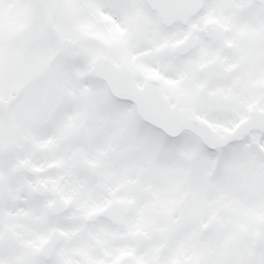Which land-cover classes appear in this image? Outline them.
<instances>
[{"label": "snow or ice", "instance_id": "6c2138e0", "mask_svg": "<svg viewBox=\"0 0 264 264\" xmlns=\"http://www.w3.org/2000/svg\"><path fill=\"white\" fill-rule=\"evenodd\" d=\"M42 2L56 10L86 8L88 16L79 33L62 23L60 47L65 53L83 52L93 61L110 52L103 75L127 99L106 93L105 103L146 143L188 162L185 174L195 176L189 201L196 200L199 207L192 214L180 208L176 221L196 229L201 213L238 214L260 226L257 239L239 254L177 252L171 260L157 258L155 264H264V0ZM92 34H98L99 43H87ZM226 39L239 42L228 58L222 52ZM233 61L241 62L239 70L224 76ZM249 78L255 84L251 91L234 84ZM73 87L80 90L79 85ZM4 96L0 46V111ZM25 99L34 110L50 103L44 89L26 90L18 102ZM138 112L150 114L155 123L139 120ZM3 136L0 123V140ZM37 179L46 188L55 186L54 179ZM3 200L0 193V264H63L57 251L42 247L38 239L49 236L50 229L64 227L52 213L29 237L26 251L19 255L5 251L13 208ZM21 211L39 217L42 205L29 203ZM82 211L87 214L88 206ZM118 257L112 252L97 258V264H154L150 256L139 262L135 255Z\"/></svg>", "mask_w": 264, "mask_h": 264}, {"label": "flooded vegetation", "instance_id": "af4514ba", "mask_svg": "<svg viewBox=\"0 0 264 264\" xmlns=\"http://www.w3.org/2000/svg\"><path fill=\"white\" fill-rule=\"evenodd\" d=\"M35 10L41 12L36 23L41 24L43 19V27L36 32L30 31L31 27L29 31L22 30L27 40L20 42L10 35L0 43L6 59L4 107L0 111L4 126L0 140V193L3 202L13 208L5 251L12 255L26 251L31 246L29 237L49 213L64 227L50 229L49 236L38 239L42 247L54 248L63 264H97V258L112 252L119 253L121 259L135 255L137 262L150 256L154 264L157 258L171 260L177 252L185 256L236 255L255 241L260 226L242 215L201 213L203 219L196 229L176 221L180 208L192 214L199 207L196 200L189 201L195 176L185 174L188 162L146 143L105 101L99 102L103 104L100 106L93 100L104 99L109 93L106 83L94 81L93 71L97 61L103 59L99 75L106 79L103 68L110 61V52L91 62L83 52L65 53L53 23L59 22L66 10L47 8L42 0H36ZM67 13L79 27L88 16L86 8L68 9ZM103 18L111 21V17ZM99 42L98 34L87 38L89 45ZM238 43L224 40L223 55L230 57ZM52 45L56 50L46 63L32 57L38 47L45 54L54 49ZM240 63L227 65L223 75L237 72ZM61 71H65L63 80L71 93L67 99L73 100L69 109L59 104L62 85L57 75ZM234 84L248 91L255 87L250 78ZM75 85L80 86L79 91L74 90ZM41 89L46 90L50 100L41 110H34L27 99L18 102L26 90ZM108 112L113 117L112 128L103 132L96 126L100 121L97 117L102 113V122H107ZM118 118L131 134L117 124ZM138 118L141 120L139 115ZM62 128L74 130L67 135ZM41 176L54 179L55 186L46 188L44 181L37 179ZM36 202L42 205L41 216L21 211ZM86 205L88 212L84 214Z\"/></svg>", "mask_w": 264, "mask_h": 264}, {"label": "rangeland", "instance_id": "374dc122", "mask_svg": "<svg viewBox=\"0 0 264 264\" xmlns=\"http://www.w3.org/2000/svg\"><path fill=\"white\" fill-rule=\"evenodd\" d=\"M26 1V0H25ZM28 5V6H27ZM25 4L23 0H0V36L1 37H5L8 38V36H13L16 39H19V41H23V40H27L26 37H24L22 39V35L20 34V32L22 30L24 31H29L30 27L31 30L30 31H34L36 29H40L41 27H43V24H38L36 23L34 20L38 19V17L40 16L41 12L39 10H35L36 7L35 5H29V4ZM66 12L64 14H62L59 22L57 23H53V29L57 35V37L59 38V29L60 26L62 25V23L64 22H68L71 27L75 30L76 33H79L81 27H79L74 21L71 20L69 13H67L68 9H65ZM63 18H65L66 20H63ZM78 22V21H77ZM79 24V22H78ZM44 27H46V24L44 25ZM89 37V36H88ZM92 37H96L95 35H93ZM44 39H48L46 36H44ZM60 39V38H59ZM54 46V45H52ZM56 50V45L54 46V49H50L48 51V53L43 54L40 49V47L37 48L36 51H33L34 54H32V57L34 59H43V61L46 63L47 59H49L51 53L53 51ZM83 54V53H82ZM10 56H13V51L9 52ZM16 55V53H15ZM14 55V56H15ZM85 55V54H84ZM87 56V55H85ZM87 58L89 59V61L91 62L90 57L87 56ZM6 61V59H3V63ZM43 62V63H44ZM69 72V71H67ZM66 74L65 71H61L60 73H58L57 78H60V82L59 85L61 83L62 86H60V92L58 95L59 98V104L61 107L64 106H68V109L72 106L71 104L73 103L72 99H67V96H69L71 93L69 90H67L66 88V81H64L63 79L65 78ZM64 83V85H63ZM97 90L93 89V92H96ZM93 100H95L98 105H103L102 103L104 102V99H102L101 97H94ZM102 102V103H99ZM72 110V109H70ZM100 111L102 112V109H100ZM109 115V112H108ZM110 116V115H109ZM104 116H102V113H100L98 115V123H97V127H100V130H103V132H105L106 129H111L112 125L111 122L113 121V117L110 116L109 121L107 122H102L105 118H103ZM62 119H65V115L64 117H62ZM117 124L121 125V128H123L125 130V132L128 134H131L129 132V128L124 125V123H122V118H118L116 119ZM74 130V128H66V129H61L62 132H64V134L69 135L70 131ZM117 136L121 137V133L120 131H117ZM93 138H95V136H92ZM129 139V141H132L131 138L132 137H127ZM155 165V164H153ZM149 168L154 169L152 166H150ZM155 170V169H154Z\"/></svg>", "mask_w": 264, "mask_h": 264}, {"label": "water", "instance_id": "95a60500", "mask_svg": "<svg viewBox=\"0 0 264 264\" xmlns=\"http://www.w3.org/2000/svg\"><path fill=\"white\" fill-rule=\"evenodd\" d=\"M104 60H100L98 63H97V67L94 69V73L96 74V75H98L99 73V69H100V67L104 64ZM105 81H106V83H107V85H108V87H109V90H110V93L113 95V96H115L116 98H120V99H127V97H126V94H125V92L122 90V89H120V90H118V89H115L113 86H112V84L107 80V79H105ZM138 114H139V116L143 119V120H145V121H148V122H150V123H155V121H153L152 120V118H151V115L150 114H146V113H144V112H138Z\"/></svg>", "mask_w": 264, "mask_h": 264}]
</instances>
